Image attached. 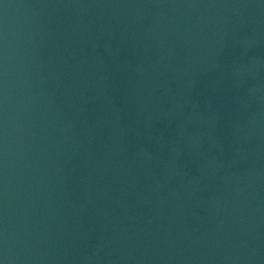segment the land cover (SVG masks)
<instances>
[{
  "label": "water",
  "instance_id": "1",
  "mask_svg": "<svg viewBox=\"0 0 264 264\" xmlns=\"http://www.w3.org/2000/svg\"><path fill=\"white\" fill-rule=\"evenodd\" d=\"M0 264H264V0H0Z\"/></svg>",
  "mask_w": 264,
  "mask_h": 264
}]
</instances>
